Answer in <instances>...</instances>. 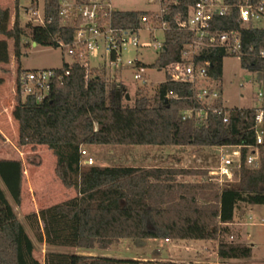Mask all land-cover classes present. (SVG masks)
Returning <instances> with one entry per match:
<instances>
[{
    "label": "trees",
    "instance_id": "16d2710c",
    "mask_svg": "<svg viewBox=\"0 0 264 264\" xmlns=\"http://www.w3.org/2000/svg\"><path fill=\"white\" fill-rule=\"evenodd\" d=\"M76 5L86 0H73ZM197 0H159L166 24L162 49L149 67L164 70L165 80L152 94L148 85L139 87L132 104L125 99L126 87L118 85L114 77L90 67L79 59L63 63L54 69L63 76L52 84L48 96L36 102L22 96L20 89L13 93L18 138L22 146H45L55 157L54 174L66 189H74L76 196L55 208L57 215L71 223L70 231L60 243L64 247L91 250H110L124 240L142 246L146 240L165 242L203 241L214 245L219 262L247 260L251 246L229 240L236 211L242 205H264V112L261 124L262 142L255 145V117L258 108H229L219 98L207 105L194 95L190 84L173 81L171 67L180 63L185 46L192 35L178 28L190 7ZM235 4L236 0H225ZM264 0H250L254 5ZM41 24L24 25L16 20L8 30L0 28V37L13 38L17 46L28 39L37 46L59 48L71 44L74 28L60 25V1L41 0ZM37 0H30L28 10L34 12ZM264 8V4H263ZM4 11L0 8V20ZM149 11H115L111 23L117 28H145L146 17L153 29L159 23ZM264 19V14L263 17ZM211 32H234L240 42L239 55H231L224 48L201 49L195 56L196 65L206 67L208 80L219 86L222 60L233 56L244 70L260 72L264 78V28L254 24L243 27L238 12L232 8L224 17H215ZM4 43L0 42V46ZM4 50H0V55ZM135 66H143L138 60ZM25 70L19 68L17 75ZM206 110V120H181L187 111ZM213 110L215 111L213 113ZM264 111V109H263ZM225 120V121H223ZM247 147L259 153L257 168H242L236 181L219 187L207 181H194L201 172L195 168L156 166H83L80 151L87 146H163ZM10 164L14 179L4 182L11 199L17 202L21 171L19 161L0 160V166ZM0 173L4 171L0 168ZM16 190V191H15ZM20 224L0 186V264H21L25 250L19 237ZM70 264H177L156 260L120 259L113 257L72 255ZM211 264V263H190Z\"/></svg>",
    "mask_w": 264,
    "mask_h": 264
},
{
    "label": "rangeland",
    "instance_id": "374dc122",
    "mask_svg": "<svg viewBox=\"0 0 264 264\" xmlns=\"http://www.w3.org/2000/svg\"><path fill=\"white\" fill-rule=\"evenodd\" d=\"M70 7L73 0H64ZM30 0H0V8L4 11L0 20V28L8 30L14 21L24 25L31 21L33 25L40 24L42 18L41 0H37L34 11L37 17L28 10ZM115 11H149L158 12V0H110ZM71 19L62 17L60 25L70 26ZM254 25L264 28V19ZM163 31L141 29L138 31V43L141 47L130 48L122 54L120 71L116 72L107 56H91L88 59L90 67L104 71L107 77L117 76L118 81L127 89L129 103L132 104L140 82H133L134 68L131 62L136 59L145 65V78L148 92L152 94L158 84L165 80L164 70L149 67L159 51L153 49L155 43H162ZM0 160L20 163L21 178L17 202L11 199L6 191L4 182L14 179L13 167L10 164L0 166V186L6 193L8 201L19 221V237L25 250L21 264H70L72 255H89L113 257L120 259H163L167 258L168 250L174 252L172 259L177 264H190L192 260L214 262L212 256L214 245L203 241H178L164 245L161 240H146L148 245L139 246L130 240H124L110 250L97 248L87 250L74 247H64L60 243L70 231V222L65 216L57 215L54 210L59 204L76 196L74 189L64 188L54 174L55 157L45 146H22L17 144L18 123L15 104L13 101L14 77L19 68L25 71L57 69L63 63H71L72 58L63 48H49L33 45L28 39L18 44L11 37H0ZM146 45L148 47H146ZM262 74L244 70L240 67L237 57L228 56L222 60V77L219 83L221 98L226 107L260 108L262 103L256 99L257 92L262 88ZM6 106V107H5ZM5 107V111H1ZM5 137V139L3 138ZM82 150L86 157H91L93 166H156V167H185L203 168L215 167L218 164V153L215 147H202L199 150L191 147L163 146H87ZM31 187V188H30ZM16 191V190H15ZM247 213L251 216L248 222L255 223L242 229L241 238L248 235L247 244L252 245L250 259H260L264 256V205H246ZM246 213V214H247ZM260 225V226H259ZM230 237V235H229ZM229 239V238H228ZM233 239H235L233 237ZM243 242V240L239 241ZM163 252L160 257L151 253L155 246ZM166 248V249H165Z\"/></svg>",
    "mask_w": 264,
    "mask_h": 264
},
{
    "label": "built area",
    "instance_id": "2783aa9c",
    "mask_svg": "<svg viewBox=\"0 0 264 264\" xmlns=\"http://www.w3.org/2000/svg\"><path fill=\"white\" fill-rule=\"evenodd\" d=\"M60 1L59 16L71 19L70 26L74 28L73 41L71 44H60L67 55L74 59L88 62L91 56H107L110 64L118 72L121 70L119 64L122 62V54L126 53L130 48L137 49L141 47L138 43V31L132 28H117L111 23V15L115 12L110 5V0H86L80 5L70 7L64 0ZM235 4H229L225 0H197L190 7L187 17L183 22L178 23L179 29H184L192 35V41L188 43L181 55L180 63L171 67V79L188 83L192 86L194 95L197 99L212 105L214 101L221 98V92L216 82L208 80L206 67L209 66L205 62L203 66L196 65L194 58L201 49L224 48L231 55H239L240 42L234 32H211V24L215 17L226 16L232 8H236L238 12V21L243 27L254 24L258 20L263 19L264 2L254 5L250 0H236ZM154 12L153 18L158 21L159 26L156 30L164 32L166 24L162 20L163 9ZM31 15L37 17L35 12L31 11ZM145 28L153 31L150 21L146 17L141 19ZM41 24V20H40ZM143 28V29H145ZM141 30V29H140ZM146 47H148L146 45ZM153 49L160 51L162 43H155ZM135 59L131 62V68H134L132 75L133 82H140L141 87L147 85L145 78V67L135 66ZM68 75L65 71L63 75L57 74L54 69H42L24 71L21 75L15 74L14 90L20 89L22 96H31L36 102L43 101L49 94L52 84L60 81L63 76ZM119 85L117 76H112ZM262 88L257 92L256 99L262 103L258 108L255 117V145L262 142V131L260 129L263 120L264 109V79L261 80ZM222 99V98H221ZM215 111L213 110V113ZM194 118L195 121L201 123L207 118L206 110H187L181 115V120ZM225 121V120H223ZM241 146L224 145L216 148L218 153V164L215 167L195 168L201 173L192 178V180L200 182L207 181L217 184L219 187L234 183L238 177L239 171L244 167L248 169L257 168L259 165V153L254 146H248L247 152L242 158ZM81 165H93L91 157H86L84 150L80 151ZM232 240V236L229 237Z\"/></svg>",
    "mask_w": 264,
    "mask_h": 264
},
{
    "label": "crops",
    "instance_id": "0c3cea01",
    "mask_svg": "<svg viewBox=\"0 0 264 264\" xmlns=\"http://www.w3.org/2000/svg\"><path fill=\"white\" fill-rule=\"evenodd\" d=\"M5 107L1 111L7 110V109H5ZM0 134L3 135V133L1 132V130H0ZM3 138L5 139L4 136H3ZM247 212L248 211H247L246 205L240 206L239 209L236 211L232 222L228 224V227L230 228V236L234 237L236 240H239V241L240 240L241 241L243 240L242 243H245V244H247L245 241H247L248 235H247V237L245 239L241 238L242 229H244L247 226H254V224H255L253 222H248L252 218H251V216ZM261 225H264V223H262ZM160 242L162 243V245H164L166 243H169V242H165V241H160ZM147 245H148V243L145 242V243L142 244V247H144V246L146 247ZM162 245L161 246H157L156 245L152 249L151 253L154 255V257H158V256L160 257V255L163 253L160 250V248H159V247L163 248ZM247 245H249V244H247ZM249 246H251V248H252V245H249ZM165 253L167 254V258L166 259L163 258V259H151V260L163 261V262L170 261V262L177 263L176 261H174L172 259L173 255H174V252H171L170 250L167 249V251ZM211 253H212V256L215 257V259H214L215 261L214 262H208L206 260L205 261H195V260H192L190 262H192V263H211V264H217L219 262V260L217 259L216 254L214 252H211ZM138 260H150V259L143 258V259H138ZM229 263L230 264H264V256L262 258H260V259H257V260H254V259H250L249 258L247 260L230 261Z\"/></svg>",
    "mask_w": 264,
    "mask_h": 264
},
{
    "label": "water",
    "instance_id": "95a60500",
    "mask_svg": "<svg viewBox=\"0 0 264 264\" xmlns=\"http://www.w3.org/2000/svg\"><path fill=\"white\" fill-rule=\"evenodd\" d=\"M33 45L35 46L34 43H33ZM125 99H126L127 101L129 100V95H128V94L125 95Z\"/></svg>",
    "mask_w": 264,
    "mask_h": 264
}]
</instances>
